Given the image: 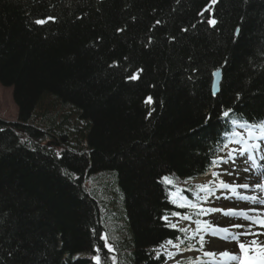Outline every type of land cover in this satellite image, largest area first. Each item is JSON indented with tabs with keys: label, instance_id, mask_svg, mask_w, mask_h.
<instances>
[{
	"label": "trees",
	"instance_id": "16d2710c",
	"mask_svg": "<svg viewBox=\"0 0 264 264\" xmlns=\"http://www.w3.org/2000/svg\"><path fill=\"white\" fill-rule=\"evenodd\" d=\"M0 84V264H165L173 185L264 121V0H0Z\"/></svg>",
	"mask_w": 264,
	"mask_h": 264
},
{
	"label": "snow or ice",
	"instance_id": "6c2138e0",
	"mask_svg": "<svg viewBox=\"0 0 264 264\" xmlns=\"http://www.w3.org/2000/svg\"><path fill=\"white\" fill-rule=\"evenodd\" d=\"M212 3H216V0H212ZM207 11V9H206ZM200 15H203V12L200 13ZM55 18L48 17L46 19H38L35 21L37 25H43L48 23L49 21H54ZM159 23V21H157ZM206 23L211 26L215 27L218 21L215 18H206ZM186 30V29H185ZM122 31V30H121ZM237 33L239 32V29L236 30ZM115 63V62H114ZM142 69H137L133 74L127 77L129 80H136L138 78L139 72H141ZM214 76L219 75V70L213 73ZM213 92L212 94L215 95L216 93V84L213 83L212 85ZM146 103L151 102V97H148L145 101ZM231 109H228L222 113V116L224 118H228ZM151 113H149V116ZM231 125L233 126L231 131H225L223 134V139L227 140V143H222L217 145L216 150L210 149V160L208 168L205 170L204 175L211 174L212 179L208 181L207 184H197L195 185V195L199 196L200 192L204 193V197L202 199H206L208 196L214 195L215 191L217 189H223L227 190L230 195H225L224 199H232L235 197L237 200L243 201L247 204H260L264 205V199H260L256 196H247L242 195L238 189L242 188L245 190H249L250 188H257L262 191H264V184L257 183L255 185H250L247 182L237 184L235 181L237 178L240 177L241 172L247 173L250 169L247 167L248 161H254V157L251 156L249 153L251 150H259L264 151V121H260L257 123H252L247 120L245 121H238V120H231ZM239 129V131L237 130ZM249 140H257L260 141V143L256 144H248ZM229 144H236L241 145L240 148H231L229 149ZM246 145V146H245ZM228 150L225 152V150ZM224 152V155H219L218 153ZM239 157L244 158V165L243 167H240L237 165V159ZM222 165H229L228 167H222ZM217 168L219 171H213L212 169ZM264 174V173H262ZM222 176H228L232 178V182H226L223 179H220ZM189 179H192L191 177ZM244 179H247L246 177ZM163 181L166 184L172 185L174 184L173 180H171L169 177H163ZM184 191L191 192L192 189H177L176 193L169 192V197L176 196L177 199L172 200L174 204H177L178 207H191V208H198V205L194 203L191 199H188V197L183 195ZM177 200L180 202L177 203ZM214 212H220L223 216L230 217L233 220H244L248 221L247 224L242 223H230V227H219L218 225H212L209 222H204L206 227L204 229H201L199 225L201 224L200 220L195 221L197 224V229L193 233V236H187L188 229L186 228H179L177 229L179 232L185 233L184 238L177 237L176 240L178 243L173 242L172 240L165 241V244L171 245L172 247L179 250V252H185V251H201L203 249L204 240L203 237L200 238V244L201 248L196 249L192 245H187L185 248L181 249L180 245L185 243V240H190L194 238L200 231L207 232L209 235L216 237L218 240H224L228 244H232V251L225 249L223 252H214V251H204L203 255L206 257H225L228 261H239L240 264H254L253 260L247 259L248 256H251L253 253V245H256L258 247L259 252L261 253V260L259 264H264V244H260L255 237H264V232H255L253 230V225H258L261 228H264V209L259 208H213L209 210L208 212H205L204 209L200 208L199 214H211ZM254 212L257 213L255 217L250 216L249 213ZM173 216H180L184 220H191V216L187 214H181L178 212H173ZM165 221L169 220L168 216L162 217ZM172 228H177L176 223H170L169 225ZM231 228L235 229H244V231H231ZM223 233V235H221ZM241 237H253L247 244L243 242ZM101 239L105 240L104 247H107L109 251H112L113 249L107 242V236L102 235ZM161 248L164 247V245H160ZM101 249L98 247L95 249L96 255L93 256V260L95 261V264H101V257L99 255ZM155 251V250H154ZM239 252V255L237 254ZM157 258H159L160 253L157 251L156 253ZM177 255V253H169V259H172ZM241 257H245L244 259H241ZM115 259V258H113ZM191 260V258H189ZM176 264H180V261H177ZM193 264H203V261H200L199 257L196 258V261L193 262ZM217 264H222V262H217Z\"/></svg>",
	"mask_w": 264,
	"mask_h": 264
},
{
	"label": "rangeland",
	"instance_id": "374dc122",
	"mask_svg": "<svg viewBox=\"0 0 264 264\" xmlns=\"http://www.w3.org/2000/svg\"><path fill=\"white\" fill-rule=\"evenodd\" d=\"M17 117H18V108H17V106L14 102V99H13V89L3 87L0 84V118L14 121V120H17ZM238 131H239V129H238ZM256 143H260V141H256ZM256 143L253 142L252 140L248 141L249 145L256 144ZM240 147H241V145L234 144L231 147H229V149L240 148ZM258 152H257V155H258ZM262 154H264L263 151H262ZM243 161H244V158L239 157L237 159V165L240 167L245 166ZM228 166L229 165H222V167H228ZM247 167H249L250 170H253L256 173L255 178L250 179V180L244 179V178H242L244 172H241L240 177L237 178L235 182L237 184L247 182L250 185H255L257 183L264 184V174H262V173H264V160L261 158L260 164L257 166H253V162L248 161ZM215 171H219V169L216 168ZM220 179H223L229 183L232 182V178L228 177V176H222V177H220ZM208 181L209 180H204V181H200V182H202L201 184H207ZM238 191L242 195H247L246 192L247 191L249 192V190H245L242 188L238 189ZM194 193H195V191H193L191 196H186V197H188V199H191L194 203H196L199 206L198 207L199 210H200V208H202L205 210V212H208L209 210H211L213 208H219L220 206H223V205L225 206L224 208H238V209L242 208V207H248L249 206V204H247L243 201L237 200L235 197H233L232 199H224V196L230 195V193L227 190H223V189H217L215 191L214 195L208 196L206 199H202V197H204L203 192H200L199 196H196ZM247 196H249V195H247ZM172 198H173V200L177 199L176 196H172ZM260 199H263V198H260ZM225 203L226 204L228 203L229 206L225 205ZM230 204H233V205L230 206ZM256 205H254V206H256ZM198 212L190 210L186 213L187 215L191 216V220H184L180 216H174V217L169 218L168 221L171 223H176L178 227L188 229L187 235L190 237L193 236V233L197 229V224L195 223V221H197V220L201 221V224L199 225V227L201 229H204L206 227L204 222H209L210 224L218 225L219 227L223 226V221H225V220L228 221L229 223H231L232 221L235 222L233 219H230V217L223 216L220 212L197 215ZM201 237H203V240H204L203 249L201 251H196V252L185 251V252L181 253V252H179L178 249L172 247L171 245H167V244H164L163 248L159 247L157 249V251L161 255H163L164 257L167 258L168 264H173L174 262L181 261V260L188 261L187 264H193V262H194L193 259H196L197 257L203 259V264H217L218 261L222 262V264H230V263L226 262L222 257L212 258V257H206L203 255L204 251H214L212 244L219 242L216 237L211 236L207 232H204V231H200L194 238L187 240V242H185L184 244H181L180 248L183 249V246L192 245L196 249H200L201 248V244H200V238ZM169 253H177V255H175L174 258L169 259ZM189 258H191V260ZM232 264H240V262L234 261Z\"/></svg>",
	"mask_w": 264,
	"mask_h": 264
},
{
	"label": "bare ground",
	"instance_id": "6f19581e",
	"mask_svg": "<svg viewBox=\"0 0 264 264\" xmlns=\"http://www.w3.org/2000/svg\"><path fill=\"white\" fill-rule=\"evenodd\" d=\"M244 174L245 175H243L242 178L246 177L247 179H250V178L252 179V177H253V176L251 177V172L250 171L247 174L246 173H244ZM248 194H249V196H256L258 198L262 197L259 189H257V188L250 189ZM225 205L229 206L228 203L225 204ZM232 205L233 204H230V206H232ZM220 207H225V206L223 205V206H220ZM260 207L261 206H252V207H245V208H260ZM261 209H264V206H262ZM234 221L235 222L232 221L231 223L247 224V223L244 222V220H239V221L234 220ZM223 227H230V223L228 221H226V220L223 221V226L221 228H223ZM230 230L232 231V230H234V228H231ZM253 230L255 232H264V228H261L258 225H253ZM235 231L236 232L237 231H244V229H235ZM221 234H223V233H221ZM241 239L243 240L244 243L247 244L251 239H253V237H241ZM255 239H257L260 244H264V237H255ZM212 246H213V250L215 252H223V251H225L226 248H227V250L232 251V247H233L232 244H228L226 241H220V240L217 243H213ZM253 249H254V251L251 254V257H252L251 260H253L254 262L260 261L261 260V253L259 252L258 247L256 245H253ZM237 254L239 255V252H237ZM224 259L227 260V258H225V257H224ZM241 259H243V257ZM235 262H237V261H235Z\"/></svg>",
	"mask_w": 264,
	"mask_h": 264
},
{
	"label": "water",
	"instance_id": "95a60500",
	"mask_svg": "<svg viewBox=\"0 0 264 264\" xmlns=\"http://www.w3.org/2000/svg\"><path fill=\"white\" fill-rule=\"evenodd\" d=\"M221 81H222V75H221V70H219V75H216V76L213 75V83L216 84V93L214 96H216L220 92ZM212 92H213V88H212Z\"/></svg>",
	"mask_w": 264,
	"mask_h": 264
}]
</instances>
